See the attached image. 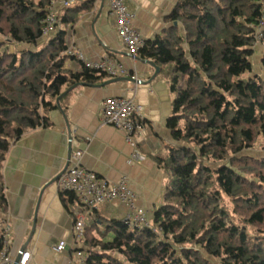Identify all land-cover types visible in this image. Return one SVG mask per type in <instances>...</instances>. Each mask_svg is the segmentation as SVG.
I'll return each mask as SVG.
<instances>
[{
	"label": "trees",
	"instance_id": "1",
	"mask_svg": "<svg viewBox=\"0 0 264 264\" xmlns=\"http://www.w3.org/2000/svg\"><path fill=\"white\" fill-rule=\"evenodd\" d=\"M262 1L180 0L168 18L179 27L140 51L176 96L168 125L177 145L158 159L168 174L165 204L150 227L98 216L83 242L88 264H213L209 257L264 264V158L244 154L264 139V56L262 74L253 65ZM50 4L0 0V37L7 38L0 42V212L7 210L2 173L11 147L49 125L62 93L104 74L65 69L66 31L43 42ZM92 4L64 8L60 24H75ZM14 44L24 49L13 52ZM62 197L67 207L76 200Z\"/></svg>",
	"mask_w": 264,
	"mask_h": 264
},
{
	"label": "crops",
	"instance_id": "2",
	"mask_svg": "<svg viewBox=\"0 0 264 264\" xmlns=\"http://www.w3.org/2000/svg\"><path fill=\"white\" fill-rule=\"evenodd\" d=\"M179 1L127 0L126 6L135 16L134 27L146 42H151L167 29L179 27V23L168 20ZM63 10L58 7L59 12ZM58 30L66 31L67 43L86 61L115 60L136 78L98 74L88 85L76 88L61 110L50 113L47 127L29 131L11 147L2 173L7 210L0 212V225L6 222L11 228V255L17 258L26 249L32 254V264H68L72 256L75 202L67 207L57 182L52 184L67 164L69 147L72 153L83 152L82 166L98 178L112 184L126 180L137 195V206L147 212L151 221L165 204L168 181L158 159L177 145L168 125L176 99L171 83L164 72L153 78L155 69L144 62L141 54L137 58L127 54L106 0H93L89 9L79 13L75 24H62ZM65 69L82 74L86 68L82 62L69 59ZM113 79L141 83L123 81L101 86ZM115 97L132 99L144 108V129L136 137L144 159L133 165L128 160L134 149L125 134L101 122L103 102ZM128 212L119 200L101 205L87 218L86 229L98 216L123 221ZM60 242L67 244L63 252L55 250Z\"/></svg>",
	"mask_w": 264,
	"mask_h": 264
},
{
	"label": "built area",
	"instance_id": "3",
	"mask_svg": "<svg viewBox=\"0 0 264 264\" xmlns=\"http://www.w3.org/2000/svg\"><path fill=\"white\" fill-rule=\"evenodd\" d=\"M89 0H52L48 8L46 17L42 21L43 37L49 38L58 31L60 27L58 7L68 8L79 2ZM109 5L110 14L116 18L117 33L123 42L125 50L132 58H137L140 51L146 46V40L142 34L134 27L135 16L127 6V0H106ZM264 5V0L262 1ZM262 5V7H263ZM264 12V7H263ZM263 22L257 27L260 41L263 38ZM69 45V44H68ZM73 59L82 62L86 69L107 74L112 78L132 77V75L122 64L112 59H103L98 62H88L84 56L69 45L67 53ZM144 108L137 105L128 98H108L102 104L101 122L109 125L125 134L127 143L134 149L128 163L130 165L141 162L144 156L137 147L136 137L144 129ZM83 152L76 150L72 153L69 166L57 184L62 193H72L75 196V205L72 210L76 215L74 225V243L72 245V256L68 264H88L89 255L83 248L86 234L87 218L101 205L119 200L128 209V215L123 220L130 227H150L147 212L136 204L137 195L129 188L128 182L124 180L119 184H112L106 180L98 178L94 173L87 171L81 163ZM3 230V250L0 253V264H32V254L26 250L20 261L16 262L10 253V241L12 231L8 223H4ZM67 249L65 242H60L55 250L63 252Z\"/></svg>",
	"mask_w": 264,
	"mask_h": 264
},
{
	"label": "rangeland",
	"instance_id": "4",
	"mask_svg": "<svg viewBox=\"0 0 264 264\" xmlns=\"http://www.w3.org/2000/svg\"><path fill=\"white\" fill-rule=\"evenodd\" d=\"M262 5H263V3H262ZM263 7H264V5H263ZM262 20H264V14H263ZM260 31L264 34V21H263L262 29H260ZM256 35H257L258 39H257V42L255 44V55L253 57V65H254L255 73L256 74H262V58L264 56V45L262 43V40L260 41V39H259L258 30H257ZM52 37H55V35L53 34ZM52 37H49V38L51 39ZM49 38H43L44 39L43 42H46L47 40H49ZM6 40H7V38L0 37V42H4V41L7 42ZM9 47L13 52L17 51V50H23L24 49L23 46L20 47L16 44L10 45ZM68 47H69V45H68ZM71 59H73V58L71 57ZM66 63H65V65H66ZM244 154L250 155L251 157L256 158V159L264 158V139H260L253 149H250V150L244 152ZM209 259L212 261L213 264H221V261L219 259H214V258H210V257H209Z\"/></svg>",
	"mask_w": 264,
	"mask_h": 264
},
{
	"label": "water",
	"instance_id": "5",
	"mask_svg": "<svg viewBox=\"0 0 264 264\" xmlns=\"http://www.w3.org/2000/svg\"><path fill=\"white\" fill-rule=\"evenodd\" d=\"M144 62H146L149 66L153 67L155 69V74H154V77L153 78H156L162 71L161 67H159L155 62L151 61V60H145ZM123 81H130V82H135L137 84H140L141 81H135V80H132V79H113V80H110L108 82H105L103 85L101 86H108V85H111V84H115V83H118V82H123ZM88 85L87 83H79V84H76L75 86L69 88L68 90H66L64 93H62L60 95V97L58 98L57 100V104H58V108L61 110V100L66 97L69 93L73 92L76 88L80 87V86H86ZM71 155H72V148L69 147V152H68V158H67V164L64 168V170L59 174L57 175L54 179H52V184L58 182V180L61 178V176L64 174V172L67 170L68 166H69V160L71 158ZM26 251V249H23L20 254L18 255V257L16 258V262H19L23 253Z\"/></svg>",
	"mask_w": 264,
	"mask_h": 264
},
{
	"label": "bare ground",
	"instance_id": "6",
	"mask_svg": "<svg viewBox=\"0 0 264 264\" xmlns=\"http://www.w3.org/2000/svg\"><path fill=\"white\" fill-rule=\"evenodd\" d=\"M60 13V12H59Z\"/></svg>",
	"mask_w": 264,
	"mask_h": 264
}]
</instances>
